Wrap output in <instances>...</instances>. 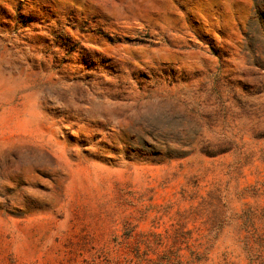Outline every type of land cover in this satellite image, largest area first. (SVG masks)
<instances>
[{"label":"rangeland","instance_id":"rangeland-1","mask_svg":"<svg viewBox=\"0 0 264 264\" xmlns=\"http://www.w3.org/2000/svg\"><path fill=\"white\" fill-rule=\"evenodd\" d=\"M264 235V0H0V264H250Z\"/></svg>","mask_w":264,"mask_h":264},{"label":"trees","instance_id":"trees-1","mask_svg":"<svg viewBox=\"0 0 264 264\" xmlns=\"http://www.w3.org/2000/svg\"><path fill=\"white\" fill-rule=\"evenodd\" d=\"M257 248L251 252L250 264H264V235H255Z\"/></svg>","mask_w":264,"mask_h":264}]
</instances>
